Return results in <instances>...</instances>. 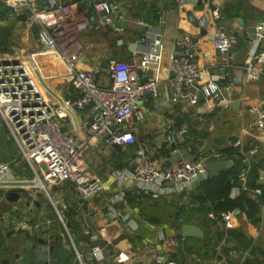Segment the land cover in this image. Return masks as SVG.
<instances>
[{"label": "crops", "instance_id": "crops-1", "mask_svg": "<svg viewBox=\"0 0 264 264\" xmlns=\"http://www.w3.org/2000/svg\"><path fill=\"white\" fill-rule=\"evenodd\" d=\"M32 1L42 8L56 1L73 2ZM105 1L116 6L114 25L123 20L122 26H107L91 7L78 3V10L84 11L90 21V26L79 33L84 49L78 58V68L92 71L98 85L106 87L110 84L109 60L137 62L151 50L154 36H158L160 60L157 68L152 64L140 73L143 79L156 77L158 96H146L138 102L144 119L134 123L133 144L115 149L106 144L104 134L84 154L81 167L87 178L95 177L103 183L102 191L88 203H78L74 185L70 183L48 187L46 192L0 191V237L3 240L0 261L7 260L9 264H161V260L171 259L176 264H239L243 261L264 264V184L253 188L247 186L249 191H241L242 181L238 178L246 166H249L246 182L260 180L264 174V130L251 127L255 117L251 108L264 110V64L260 78L254 82L245 79L244 67L254 49L264 53V31L259 41L256 31L255 39L247 31L264 25V0H211L209 3L190 0ZM172 5L176 6V11ZM219 27L237 39L236 46L225 55L216 52L212 44ZM143 28L147 29L145 35L142 34ZM185 34L194 43L193 63L219 87V93L210 101L200 98L195 85L187 89L184 96H176L168 86L169 57L179 53L176 40ZM133 42L136 48L131 53L128 45ZM19 48L38 56L40 66L35 75L47 97L62 104L76 95L70 75L50 46L45 30L39 24H29L24 14L15 15L4 0H0V56L16 55ZM109 54H112L111 58ZM218 95L222 99L217 103ZM193 97L195 102H192ZM232 102H238V105L232 107ZM76 112L74 128L80 116L86 115L80 112L76 116ZM180 129L186 130L184 141L170 144L168 138ZM67 130L77 134L70 126ZM2 134L7 140L1 138ZM0 138V146L7 156L2 162L14 159L16 147L1 120ZM9 139L12 141L10 147ZM237 141L256 145V154L251 156L240 152L235 147ZM231 150H238L242 159L230 155ZM206 155L211 156L208 161H233L229 171L234 170L237 179L229 197L244 193L254 200L258 204L256 217L248 218L244 212L235 211L229 226L218 219L214 225L204 227L202 221L214 216L210 210L205 218L203 213L195 212L199 206L191 199L198 193L199 182L203 179L196 178L189 192L171 197L143 195L138 198L133 195L138 193L122 191V184L116 176L119 172H133L140 156L150 158L161 169H167L173 164L191 162ZM254 167L257 168V177L251 172ZM24 173L31 175L28 169ZM230 181L233 183V179ZM255 188L260 189L259 195L252 192ZM9 192L18 193V198L9 201ZM121 192H124L122 200L110 204L109 198ZM62 205H66V209L59 214ZM4 206L8 208L3 210ZM181 208L189 211L187 224L197 226L202 237L181 236L176 215ZM114 210L128 213L135 227L129 229L111 218ZM80 211L90 216L94 228H105L109 244L103 240L92 242L81 233ZM18 222L29 227L17 229ZM230 228L238 233V238L228 241V247L232 249L228 253H233L231 258L223 252L226 235L214 245V238ZM105 245L102 261L90 257L92 247ZM118 253H122V260L115 262L113 259Z\"/></svg>", "mask_w": 264, "mask_h": 264}, {"label": "built area", "instance_id": "built-area-1", "mask_svg": "<svg viewBox=\"0 0 264 264\" xmlns=\"http://www.w3.org/2000/svg\"><path fill=\"white\" fill-rule=\"evenodd\" d=\"M190 1L209 3L211 0ZM4 2L15 15L24 14L29 24H39L45 30L50 46L70 75L71 87L76 95L62 104L55 103L46 96L35 75L40 66L37 55L19 48L15 51L16 55L0 56V120L5 124L16 147L14 159L0 162V191L46 192L48 187L69 181L74 185L78 203H88L102 191L103 183L95 177L87 178L81 167L82 158L91 145L104 134L109 146L115 144L125 147L134 143V123L144 119V112L138 102L146 96L156 98L159 92L156 77L143 79L140 73L152 64L157 68L160 56L149 51L137 62L109 60L107 70L110 84L102 87L98 85L92 71L78 68V58L84 49L79 33L90 26L87 14L78 10V3L91 7L111 27L115 22V5L105 0H77L56 1L42 8L32 0ZM114 29L117 30L115 27ZM255 31L259 41L263 37L264 25H258ZM156 44L154 41L151 47ZM212 44L216 52L226 54L236 46L237 39L223 27H219ZM176 46L179 53L169 57V69L174 74L167 81L170 90L176 96H184L187 89L195 85L200 98L210 101L219 93V87L215 80L207 78L206 72L193 63L194 43L191 37L182 35L176 40ZM263 64L264 53L254 49L244 64L245 79L250 82L257 81L263 72ZM195 100L193 97L192 102ZM74 111H77L76 116L80 112L86 114L80 116L75 128ZM251 111L255 115L251 127L264 130V110L254 107ZM68 126L75 129L77 134L69 132ZM110 127L114 129L110 130ZM185 132V129L176 131L168 138V142H183ZM235 147L251 156L257 152V146L251 143L237 141ZM210 158L211 156L206 155L191 162H179L167 169H161L150 158L140 156L136 159L133 172H119L116 176L122 184V191L151 197H171L191 191L198 174L201 179H205L208 176L205 164ZM26 169L30 171V176L24 173ZM248 172L249 166H246L238 174L242 181L241 191H249L245 185ZM252 192L257 195L261 193L259 188ZM123 193L110 197L109 203L115 204L122 200ZM65 209L66 205H62L58 213L61 214ZM78 214L83 235L92 242L103 240L106 244L110 243L104 227L94 228L86 212L80 211ZM59 217L63 221L61 215ZM111 218L119 220L129 229L135 227L126 212L114 210ZM219 218L227 227L233 221L234 214L224 212ZM28 227L24 222L16 224L17 229L25 230ZM105 248L106 245L92 247L90 257L98 262L102 261ZM228 256L233 257V253L229 252ZM121 260L122 253L114 256L113 261ZM160 262L176 264L171 259Z\"/></svg>", "mask_w": 264, "mask_h": 264}, {"label": "trees", "instance_id": "trees-1", "mask_svg": "<svg viewBox=\"0 0 264 264\" xmlns=\"http://www.w3.org/2000/svg\"><path fill=\"white\" fill-rule=\"evenodd\" d=\"M0 153V160L5 161L7 159V156L6 154H4V149L1 146ZM229 153L232 156H237L239 159H242V156L241 154H239L238 150H231L229 151ZM256 169V167L251 169L254 177L258 176ZM230 179H233V183L230 181ZM236 179L237 173L234 170H231L223 172L215 177L208 176L199 182V186L197 189L198 193L195 196H191V199L197 201L199 206L198 208H196L195 212L203 213L205 218L208 210H210V212L214 216V218L210 219L205 218L202 221V226L210 227L214 225L218 221V219H220V214L224 212L240 211L244 212L248 218L256 217L258 204L254 200L249 199L244 193L239 194L235 198L229 197L231 188L236 184ZM133 195L138 198H141V196H143L142 194ZM176 213L178 219L177 228H179L183 224L189 223V218H187L189 215L188 210H184L181 208L178 209ZM224 235H226L227 243L223 248V252L227 254L228 251L232 250L228 247L229 239L238 238V233L235 229L232 228L228 229L225 234L224 232H222L220 235H217V237L214 238L215 246L222 240ZM1 242H3V240L0 237V248ZM207 244H209V242ZM241 264H247V262L243 261Z\"/></svg>", "mask_w": 264, "mask_h": 264}, {"label": "water", "instance_id": "water-1", "mask_svg": "<svg viewBox=\"0 0 264 264\" xmlns=\"http://www.w3.org/2000/svg\"><path fill=\"white\" fill-rule=\"evenodd\" d=\"M73 2H77V0H72ZM168 2H171L168 0ZM173 9L176 11V6L175 5H172ZM120 14V13H119ZM122 22L123 20H119L118 22L115 23L114 26L116 27H121L122 26ZM103 23L105 24V22L103 21ZM109 26V25H107ZM249 33H252L254 37L253 39H255V29L254 28H250L247 30ZM147 32V29L146 28H143L142 30V34L145 35ZM154 40L157 41L159 40L158 36H154ZM135 48H136V43L133 42V43H130L128 45V51L131 52V53H134L135 51ZM159 51H160V46L158 44H156L155 46H153V48H151L150 52L152 53H155V54H159ZM225 55V54H224ZM109 58L112 57V54H109L108 55ZM173 72L170 73V78L173 77ZM222 99V96L218 95L217 99L215 100L217 103H218V100ZM150 106H152L153 104L150 103L149 104ZM232 107H236L238 105V102H232L230 104ZM161 108H163V106H161ZM114 127H110V130H113ZM63 131H65L63 129ZM113 148L115 149H119L120 147L117 146V145H112ZM233 164V161H229V160H218V159H215V160H210L208 162H206L205 164V170H206V173L208 176L210 177H214L215 175L221 173V172H225V171H229L231 166ZM197 179L198 180H201V175L198 174L197 176ZM262 179L260 180H257V181H253V180H249L245 183L246 186H249V187H255V186H262L264 184V174H262ZM63 185L64 186H67L69 185V181H64L63 182ZM18 198V193H14V192H9L8 195H7V199L11 202L15 201L16 199ZM118 206H121V204H119ZM180 234L182 237L184 238H187V237H195V238H200L202 237V232L201 230L197 227V226H194V225H189V224H183L180 226ZM0 264H9V262L7 260H1L0 261Z\"/></svg>", "mask_w": 264, "mask_h": 264}, {"label": "rangeland", "instance_id": "rangeland-1", "mask_svg": "<svg viewBox=\"0 0 264 264\" xmlns=\"http://www.w3.org/2000/svg\"><path fill=\"white\" fill-rule=\"evenodd\" d=\"M2 137H3V134L1 135V138H2ZM4 137H5V136H4ZM4 137H3V140H7V139H5L6 137H5V138H4ZM1 138H0V140H1ZM11 144H12V141H11V139H9V141H8V146L10 147ZM0 155H1V153H0ZM2 161H3V160H0V162H2ZM0 207H1V206H0ZM7 208H8V207H5V206H4V207H3V210H4V209H7ZM1 209H2V208H1ZM0 216H1V215H0ZM0 219H1V218H0Z\"/></svg>", "mask_w": 264, "mask_h": 264}]
</instances>
